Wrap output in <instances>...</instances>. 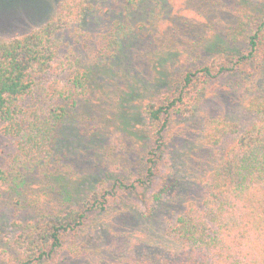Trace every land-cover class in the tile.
I'll return each mask as SVG.
<instances>
[{
	"label": "trees",
	"instance_id": "trees-1",
	"mask_svg": "<svg viewBox=\"0 0 264 264\" xmlns=\"http://www.w3.org/2000/svg\"><path fill=\"white\" fill-rule=\"evenodd\" d=\"M93 12L103 19L94 34L83 27ZM88 49L122 81L117 132L132 124L121 104L143 85L133 74L153 65L156 83L170 75L159 101L140 100L147 148L123 150L134 164L101 167L92 190L82 182L106 129ZM74 119L89 132L67 165L59 154ZM194 133L200 144L177 174ZM128 197L146 212L125 209ZM111 202L117 230L135 239L123 264H264V0H60L43 25L0 42V212L14 232L6 264L89 255L82 232ZM158 230L167 243L151 252Z\"/></svg>",
	"mask_w": 264,
	"mask_h": 264
},
{
	"label": "rangeland",
	"instance_id": "rangeland-1",
	"mask_svg": "<svg viewBox=\"0 0 264 264\" xmlns=\"http://www.w3.org/2000/svg\"><path fill=\"white\" fill-rule=\"evenodd\" d=\"M94 1L97 4L99 3V0ZM59 2L60 0H0V42L23 37L43 25L53 16ZM102 25L103 19H100L93 12L86 18L83 27L94 34L100 32ZM88 45L90 46L89 43ZM87 51L91 52L90 55H86L88 56L86 63L89 73L92 75V103L105 102V117L102 127L106 129L101 134L102 138L96 140V143L92 145L91 152L94 153L97 150L98 158L93 161L90 159L88 170H86L88 174L83 179L86 182H82L84 189L92 190L93 185L89 179H100L103 174L101 167L107 164L110 170L111 168L117 170L115 164H120L122 170L127 171L129 166L134 164V159H129L123 155V150H127L131 155H136L139 148L143 150L147 148L148 140L144 133L146 124L140 113V100L159 101L163 94L162 91L165 87L169 86L167 84H170V75L168 74L169 79L166 81L156 83L155 81H157L156 78L158 76L154 74L155 67L153 65H150L145 70H137L133 74L134 79L140 78L136 83L143 85H134L140 89L136 98L125 104L122 103L124 106L121 104L122 113L125 111L131 114L130 122L132 124L131 127L119 126L120 130L117 132L116 115L119 113L116 103L118 94L117 87H121L122 81L117 80L119 77L117 76L115 66H111L105 60H99L97 54L90 49ZM67 53L68 48L66 47L61 52L60 58L63 59ZM132 71L134 72L133 69ZM160 71L166 72L163 68H160ZM167 72H169V69H167ZM151 81L153 85H148ZM98 99L101 100L98 101ZM85 130L89 132L88 128L83 126L79 128V124L75 119L65 126L63 149H61L59 155L65 159L67 165H73V157L79 156L75 152L76 149H72L75 144L80 143L85 138L87 132ZM174 132H176L175 129L172 130V133ZM198 137V133L192 134L191 140L182 149V153L184 154H179V157L176 158L177 160L174 166L177 174L186 173L184 168L187 159L184 155L200 144ZM98 161L100 162L98 163ZM95 164L98 165L96 166ZM164 167H166V163ZM70 170L72 175L67 174V180L73 179L75 167L70 168ZM126 199L131 206L125 209L132 208L142 214L146 212L147 207L142 202L136 201L132 197ZM134 205H138L139 208L134 207ZM4 208L3 206L1 209ZM116 219L117 203H112L110 211L88 224L82 232L81 240L88 245L90 250L89 255H86L80 260H68L66 264H123L126 259L134 256L132 250V246L135 245L134 235L126 229L122 233L119 232L117 230V223L115 222ZM13 235L14 232L10 219L8 217L4 219L0 212V264H6L8 258L13 253L11 246ZM166 243L165 234L161 230H158L152 236L148 250L151 252H159L164 248ZM121 245L123 246L122 252L120 251Z\"/></svg>",
	"mask_w": 264,
	"mask_h": 264
}]
</instances>
